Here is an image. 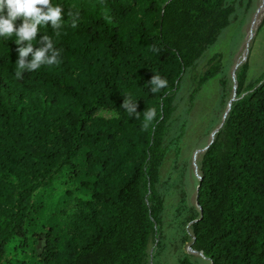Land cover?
Returning <instances> with one entry per match:
<instances>
[{
    "label": "trees",
    "instance_id": "1",
    "mask_svg": "<svg viewBox=\"0 0 264 264\" xmlns=\"http://www.w3.org/2000/svg\"><path fill=\"white\" fill-rule=\"evenodd\" d=\"M51 2L64 8L60 35L42 26L34 44L51 36L58 64L17 79L16 36L0 38V264H150L178 91L234 0ZM222 67L217 54L192 76V105ZM154 74L168 82L155 94ZM248 77L245 64L201 161L192 248L212 264H264V78L244 93Z\"/></svg>",
    "mask_w": 264,
    "mask_h": 264
},
{
    "label": "rangeland",
    "instance_id": "2",
    "mask_svg": "<svg viewBox=\"0 0 264 264\" xmlns=\"http://www.w3.org/2000/svg\"><path fill=\"white\" fill-rule=\"evenodd\" d=\"M261 3L262 0H234L235 13L228 28L182 81L170 125L169 150L159 172L162 224L149 249L150 264H180L183 259L192 264H212L202 252L192 248V220L199 213L197 188L204 155L201 151L223 123L235 88L237 93L238 70L245 64L249 67L246 85H251L244 93L264 78V14L252 30ZM217 54L222 56V71L209 80L192 105V76L201 74ZM240 60L243 61L239 63Z\"/></svg>",
    "mask_w": 264,
    "mask_h": 264
},
{
    "label": "clouds",
    "instance_id": "3",
    "mask_svg": "<svg viewBox=\"0 0 264 264\" xmlns=\"http://www.w3.org/2000/svg\"><path fill=\"white\" fill-rule=\"evenodd\" d=\"M64 8L61 5H54L51 0H0V38L8 39L15 35V43L18 45V59L16 61V77L23 78V72H33L42 65H55L59 63L60 51L55 46L51 36L44 34L37 41L39 46L34 44L42 26L51 25L57 36L63 27ZM72 17V27H76V20L79 12L69 11ZM30 58V59H29ZM152 86V93H158L167 87V80L154 74L149 82ZM128 113L135 114L138 104L133 103L129 97L124 98L121 105ZM147 128L149 121L156 116L155 108H147L144 113Z\"/></svg>",
    "mask_w": 264,
    "mask_h": 264
},
{
    "label": "water",
    "instance_id": "4",
    "mask_svg": "<svg viewBox=\"0 0 264 264\" xmlns=\"http://www.w3.org/2000/svg\"><path fill=\"white\" fill-rule=\"evenodd\" d=\"M236 96H237V93H236V88H235V90H234V97L230 100V103H229V105H228V109H227L226 114H225L224 121H223V123L220 125L219 128H217L216 130L213 131V133H212V134H213V138H212L211 143L213 142L215 136L217 135L216 133H217V132L220 130V128L224 125V122H225L226 118H227L228 115H229V112H230V109H231L232 103L237 99ZM211 143H210L206 148H204L201 152L204 153L205 151H207V149L209 148V146L211 145ZM199 181H200V182L202 181V177H201V176H199ZM200 186H201V184L199 183L198 188H197V192H198ZM198 220H199V219L197 218L196 220H194V221L192 222V224L195 223V222H197ZM195 252H196V251H195ZM199 254L202 255V253H199Z\"/></svg>",
    "mask_w": 264,
    "mask_h": 264
},
{
    "label": "bare ground",
    "instance_id": "5",
    "mask_svg": "<svg viewBox=\"0 0 264 264\" xmlns=\"http://www.w3.org/2000/svg\"><path fill=\"white\" fill-rule=\"evenodd\" d=\"M258 14H257V16H256V18L254 19V22H253V24H252V30H254L257 26H258V24H259V21L261 20L260 19V17L264 14V0H262V3H261V6L259 7V10H258V12H257ZM260 19V20H259ZM250 38V37H249ZM249 40V39H248ZM243 60H240V62L239 63H241ZM240 65V64H239ZM213 138V137H212ZM193 251V250H192ZM193 253H196L197 254V252H195V251H193Z\"/></svg>",
    "mask_w": 264,
    "mask_h": 264
}]
</instances>
